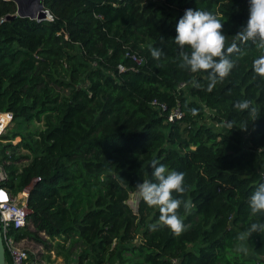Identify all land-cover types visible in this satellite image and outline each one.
Returning <instances> with one entry per match:
<instances>
[{
  "label": "trees",
  "instance_id": "obj_1",
  "mask_svg": "<svg viewBox=\"0 0 264 264\" xmlns=\"http://www.w3.org/2000/svg\"><path fill=\"white\" fill-rule=\"evenodd\" d=\"M42 2L52 18L20 15L16 0H0V110L24 126L14 131L19 142L0 141V155L14 192L32 185L35 226L14 228L17 236L62 237L64 264L71 252L74 264H264V234H248L264 222L248 206L264 182V77L254 68L264 49L238 36L249 0ZM188 8L216 15L225 50L237 45L234 67L211 91L207 72L179 67L174 37ZM151 47L162 50L159 61ZM243 100L258 109L256 120L235 107ZM175 108L181 114L169 118ZM35 121L42 126L30 128ZM153 160L185 173L191 207L178 209L180 236L150 230L159 210L128 202L138 182H155Z\"/></svg>",
  "mask_w": 264,
  "mask_h": 264
},
{
  "label": "clouds",
  "instance_id": "obj_2",
  "mask_svg": "<svg viewBox=\"0 0 264 264\" xmlns=\"http://www.w3.org/2000/svg\"><path fill=\"white\" fill-rule=\"evenodd\" d=\"M222 27L221 19L213 13L193 8L186 9L176 24L174 42L179 46V67L192 73L207 72L208 91L228 77L234 67L228 56L237 51V45L234 43L225 50L226 37ZM238 36L242 42L251 40L258 48L264 49V0H249V17L246 26L238 32ZM186 48L190 51H185ZM150 53L157 61L163 55L162 50L156 47H151ZM254 68L261 77H264V57L255 62ZM193 83L194 86L200 87L195 81ZM235 107L240 111H248L252 120L259 116L258 109L251 105V101H239ZM226 127L232 129L234 125L228 122ZM240 129L246 130L247 127L242 126ZM150 166L155 182L143 180L135 185L138 197L149 207H155L160 212L158 224H151L149 228L156 231L166 226L175 236H180L186 230V226L178 215V209L182 204L185 211L191 207L190 202L182 199L186 191L185 173L169 171L157 160H153ZM173 193L177 196L174 197ZM248 206L253 216H264V182L255 188L248 200ZM254 232L264 234V222L252 223L248 234Z\"/></svg>",
  "mask_w": 264,
  "mask_h": 264
},
{
  "label": "built area",
  "instance_id": "obj_3",
  "mask_svg": "<svg viewBox=\"0 0 264 264\" xmlns=\"http://www.w3.org/2000/svg\"><path fill=\"white\" fill-rule=\"evenodd\" d=\"M46 9V8H45ZM47 10V9H46ZM44 11V17L52 18L51 13L47 10ZM35 18H39L36 17ZM131 57L137 63L142 62V58L131 53ZM118 69L123 70L124 64L119 63ZM184 86V82L180 83ZM153 102H156L155 100ZM164 107V104H161ZM181 111L175 108L169 114V118L179 116ZM14 122V112L11 109L0 110V134L7 130ZM9 170L0 155V223L5 250L9 255L10 264H52L49 262H40L37 259L36 253L30 251L29 248L22 245V241L26 240L28 236L18 237L14 228L28 227L31 220L29 213L31 208L28 205V197L31 190V184L23 187L22 189L14 192L8 185ZM32 223V222H31ZM44 234L45 232L42 231ZM169 264H179L178 257H171Z\"/></svg>",
  "mask_w": 264,
  "mask_h": 264
},
{
  "label": "rangeland",
  "instance_id": "obj_4",
  "mask_svg": "<svg viewBox=\"0 0 264 264\" xmlns=\"http://www.w3.org/2000/svg\"><path fill=\"white\" fill-rule=\"evenodd\" d=\"M61 91L66 93V90L61 89ZM29 126L32 129L34 128L36 129L37 127L42 126V122L41 121L30 122ZM23 128H24L23 124L21 123L18 124L16 123V121H14L12 124H10L7 130L3 131L0 134V136L8 135V137L10 138L6 139V138L0 137V141L6 142L7 140H12L14 143L19 142L21 140V134L15 135L14 131L22 130ZM21 149L24 152L25 151L29 152V150L25 147H22ZM23 161H27V160L24 159ZM138 199L139 197H138V192L136 189L130 193L129 199H128V202L134 209H136ZM28 228H30L31 230H34L35 226L33 225V223L30 222V224L28 225ZM37 235L40 237L41 240L37 238L28 237L26 240L22 241V245L29 248L30 251L32 252L34 251L36 253L37 259L40 260V262H49L52 264H64L65 261L67 260L69 261V259H67L62 252H58L57 242L63 241L62 237L50 238L46 234H44L42 231H39ZM139 240H140V237L136 235L132 239L131 243H138ZM65 244H66V247L70 245L72 248L74 247V249L76 250L80 249V242H76L72 244L66 241ZM70 257H71L70 262L74 264L76 261L75 252H71ZM113 264H122V263L117 259L113 262Z\"/></svg>",
  "mask_w": 264,
  "mask_h": 264
},
{
  "label": "water",
  "instance_id": "obj_5",
  "mask_svg": "<svg viewBox=\"0 0 264 264\" xmlns=\"http://www.w3.org/2000/svg\"><path fill=\"white\" fill-rule=\"evenodd\" d=\"M18 4V14L27 15L32 18L44 17V11L46 10L43 6L42 0H16ZM47 11V10H46ZM0 264H10L6 258V250L3 241V236L1 232V223H0Z\"/></svg>",
  "mask_w": 264,
  "mask_h": 264
}]
</instances>
